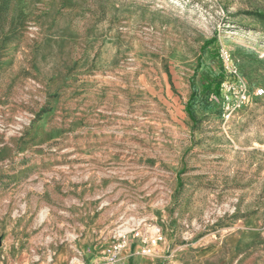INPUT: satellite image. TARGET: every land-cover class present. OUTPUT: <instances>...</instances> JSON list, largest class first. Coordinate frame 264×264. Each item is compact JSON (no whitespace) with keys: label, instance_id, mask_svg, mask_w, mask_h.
<instances>
[{"label":"rangeland","instance_id":"1","mask_svg":"<svg viewBox=\"0 0 264 264\" xmlns=\"http://www.w3.org/2000/svg\"><path fill=\"white\" fill-rule=\"evenodd\" d=\"M259 15L264 0H0V264H107L122 242L118 264H264ZM238 81L249 101L227 118Z\"/></svg>","mask_w":264,"mask_h":264},{"label":"built area","instance_id":"2","mask_svg":"<svg viewBox=\"0 0 264 264\" xmlns=\"http://www.w3.org/2000/svg\"><path fill=\"white\" fill-rule=\"evenodd\" d=\"M220 60L225 64V70L227 73L233 78L237 77V70L233 64H228L229 57L226 52L221 51ZM222 88L226 95L230 97L229 102L225 104V115L226 117H230L236 110L245 106L249 101V96L246 88L243 84L238 82H225L222 85ZM263 94V90H257L256 95L261 96ZM163 241V237L159 228H154L152 236L149 238L142 239L141 247L142 253L146 256H151L154 254V248ZM124 242L121 244H117L114 246V253L107 260V264H118L120 250L124 249Z\"/></svg>","mask_w":264,"mask_h":264},{"label":"trees","instance_id":"3","mask_svg":"<svg viewBox=\"0 0 264 264\" xmlns=\"http://www.w3.org/2000/svg\"><path fill=\"white\" fill-rule=\"evenodd\" d=\"M259 20H261L264 23V15H259L257 16ZM222 80H210L204 84L201 85L200 91H205L209 95H218L220 86H221ZM194 97V93H192L189 102L186 105V110L189 115V118L193 121L195 120L194 115L190 112V105H191V100Z\"/></svg>","mask_w":264,"mask_h":264},{"label":"crops","instance_id":"4","mask_svg":"<svg viewBox=\"0 0 264 264\" xmlns=\"http://www.w3.org/2000/svg\"><path fill=\"white\" fill-rule=\"evenodd\" d=\"M135 248H136V245H134L133 242H132V243H129V244L127 245V249H126V251L124 252L125 256L129 255V253H130L132 250H134ZM124 249H125V248H124ZM22 264H27V261L25 262L24 260H22Z\"/></svg>","mask_w":264,"mask_h":264}]
</instances>
